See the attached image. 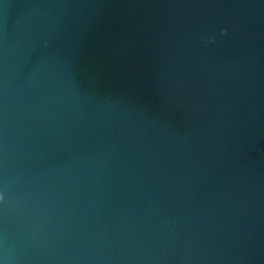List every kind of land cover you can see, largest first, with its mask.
<instances>
[{"label":"water","instance_id":"obj_1","mask_svg":"<svg viewBox=\"0 0 264 264\" xmlns=\"http://www.w3.org/2000/svg\"><path fill=\"white\" fill-rule=\"evenodd\" d=\"M0 264H264V0H0Z\"/></svg>","mask_w":264,"mask_h":264}]
</instances>
